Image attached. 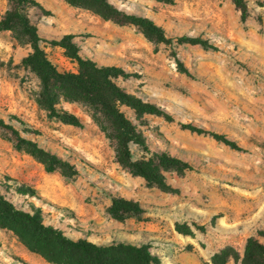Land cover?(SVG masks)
Instances as JSON below:
<instances>
[{
  "label": "rangeland",
  "instance_id": "374dc122",
  "mask_svg": "<svg viewBox=\"0 0 264 264\" xmlns=\"http://www.w3.org/2000/svg\"><path fill=\"white\" fill-rule=\"evenodd\" d=\"M245 1L242 19L231 0H0V264H62L40 226L142 243L159 264L220 263L223 251L237 264L248 238L264 243V0ZM64 35L165 110L116 102L142 144H123L97 104L27 63L36 43L78 73ZM113 197L141 211L114 213Z\"/></svg>",
  "mask_w": 264,
  "mask_h": 264
},
{
  "label": "trees",
  "instance_id": "16d2710c",
  "mask_svg": "<svg viewBox=\"0 0 264 264\" xmlns=\"http://www.w3.org/2000/svg\"><path fill=\"white\" fill-rule=\"evenodd\" d=\"M19 1L26 2L28 0ZM66 1L71 4H81L85 2L100 3L103 0ZM231 1L240 9L241 18L244 19L247 10L246 1ZM135 20L148 31L161 32L158 26L145 17H136ZM23 27L26 32H30V29H32L26 22L23 23ZM70 38V35H64L58 40V44L64 48L68 57L77 62L78 73L58 71L36 43L32 53L26 59L27 63L40 75L45 85L58 83L68 88L72 93H79L87 100L97 104L114 126L118 138L123 144L127 142L142 144L140 134L118 110L116 102L124 103L138 113H161L165 110L154 103L145 102L134 94L127 93L119 88L112 78L122 74V70L116 66H97L92 60L81 57ZM191 39L197 40V38ZM94 79H97V81H94ZM67 121L72 124H79L78 119L72 115L67 117ZM158 160L162 165L166 166L180 162V160L165 154L159 155ZM1 203L8 204L4 200ZM111 211L114 213H135L140 212L141 207L137 202L113 197L111 200ZM40 227L42 232L49 236V239L57 246L53 257H56L62 264H159L158 258L150 252L147 245L142 243L113 241L109 244L98 245L85 240L73 241L50 227ZM64 251L69 253L68 256H65ZM222 254V261L220 263L214 262L215 264L224 263L227 253L223 251ZM237 264H264V243L252 237L248 238L244 246L243 256Z\"/></svg>",
  "mask_w": 264,
  "mask_h": 264
}]
</instances>
